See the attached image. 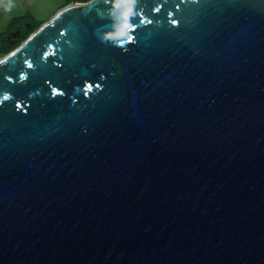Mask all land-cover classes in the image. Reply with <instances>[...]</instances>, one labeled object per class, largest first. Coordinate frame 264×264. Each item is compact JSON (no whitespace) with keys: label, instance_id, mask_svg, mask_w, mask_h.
Instances as JSON below:
<instances>
[{"label":"water","instance_id":"obj_1","mask_svg":"<svg viewBox=\"0 0 264 264\" xmlns=\"http://www.w3.org/2000/svg\"><path fill=\"white\" fill-rule=\"evenodd\" d=\"M108 7L0 57V264H264V0Z\"/></svg>","mask_w":264,"mask_h":264},{"label":"clouds","instance_id":"obj_2","mask_svg":"<svg viewBox=\"0 0 264 264\" xmlns=\"http://www.w3.org/2000/svg\"><path fill=\"white\" fill-rule=\"evenodd\" d=\"M105 4L110 5L106 13L111 20V27L103 31L99 39L127 51L126 45L134 41L133 32L137 26L133 19L137 15L138 0H105ZM15 7V0H0V8L4 12L10 13Z\"/></svg>","mask_w":264,"mask_h":264},{"label":"trees","instance_id":"obj_3","mask_svg":"<svg viewBox=\"0 0 264 264\" xmlns=\"http://www.w3.org/2000/svg\"><path fill=\"white\" fill-rule=\"evenodd\" d=\"M73 0H63L61 3H59V8L71 3ZM79 2H85L88 0H77ZM48 18V17H47ZM43 17H39L32 13L31 11H25L24 13L12 16L7 25L6 29L4 31H0V53L1 56L6 54L8 51L13 49L16 45H18L22 40H24L28 34L36 29L45 19ZM32 24L30 28H28L27 25ZM16 26H22V30L19 34V36L16 38V41L14 43L9 42L6 35L13 30ZM0 56V57H1Z\"/></svg>","mask_w":264,"mask_h":264},{"label":"rangeland","instance_id":"obj_4","mask_svg":"<svg viewBox=\"0 0 264 264\" xmlns=\"http://www.w3.org/2000/svg\"><path fill=\"white\" fill-rule=\"evenodd\" d=\"M62 1L63 0H15L16 7L12 12L7 13L0 8V31L6 29V25L12 16L24 13L25 11H31L39 17L47 18L59 8V3ZM31 26L32 24H29L28 28Z\"/></svg>","mask_w":264,"mask_h":264},{"label":"flooded vegetation","instance_id":"obj_5","mask_svg":"<svg viewBox=\"0 0 264 264\" xmlns=\"http://www.w3.org/2000/svg\"><path fill=\"white\" fill-rule=\"evenodd\" d=\"M28 26V25H27ZM22 30V26H16L13 28V30H11L7 35V39L9 40V42L12 43V41H15L16 38L19 36L20 32Z\"/></svg>","mask_w":264,"mask_h":264},{"label":"snow or ice","instance_id":"obj_6","mask_svg":"<svg viewBox=\"0 0 264 264\" xmlns=\"http://www.w3.org/2000/svg\"><path fill=\"white\" fill-rule=\"evenodd\" d=\"M29 67H31V65H29ZM5 99H7V97H5Z\"/></svg>","mask_w":264,"mask_h":264}]
</instances>
